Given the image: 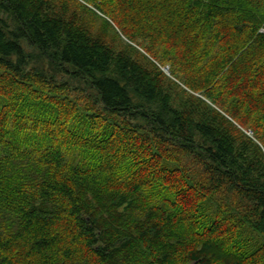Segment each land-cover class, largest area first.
Masks as SVG:
<instances>
[{"label": "trees", "instance_id": "16d2710c", "mask_svg": "<svg viewBox=\"0 0 264 264\" xmlns=\"http://www.w3.org/2000/svg\"><path fill=\"white\" fill-rule=\"evenodd\" d=\"M0 99V264H264V0H0Z\"/></svg>", "mask_w": 264, "mask_h": 264}, {"label": "rangeland", "instance_id": "374dc122", "mask_svg": "<svg viewBox=\"0 0 264 264\" xmlns=\"http://www.w3.org/2000/svg\"><path fill=\"white\" fill-rule=\"evenodd\" d=\"M102 17H104V16H102ZM105 18L108 19L107 17H105ZM106 21H109L110 22L109 23L110 28H107L106 27L105 33H103V39L106 42L112 43L113 44L112 46L115 47V48H118L120 46H124L125 44L130 43V42H128L127 38L124 37V35L121 34L120 30L117 28V26H115V24H113V22L111 20L108 19ZM111 26H112V28H111ZM103 27H104L103 20H94L92 22L91 26H90V32L93 35H99L102 32L101 29ZM34 65L39 68L41 65H43V60L42 59H37V58L36 59H33V61H32V67L31 66L28 67V69L32 73L34 72L33 71L34 70V68H33ZM157 67H159L160 70L164 73V75L167 76L169 79L173 80L179 86V88H181L183 91H185L187 93H190L193 96L202 99L199 94H195V93L187 90L181 83H179L177 80L173 79V77L171 76V73H169V69L166 66L158 65ZM38 68H36V69H38ZM56 69H59V68H55L54 70L56 71ZM43 70H45L49 75L52 73L51 72L52 70H50L48 68V65H46V62L44 63L43 66L40 67V70L37 73H40ZM37 73H35V74H37ZM57 75L58 76L55 79L57 82H55L54 85H52V83H51L48 86L40 85V87H39V86H37V83H38L37 82L35 85H33V86L30 87L31 89L29 88V92L32 91L33 96H31V98H29L28 100L31 101L32 103L37 104L38 107L40 108V110L37 111L36 118L44 119L49 114L48 113V111H49L48 108L51 107V106H49V102L47 100H44L45 98H42V96H44L46 94V91H48L47 94H49V91H51V90H58V88L60 86H65V87H63V88H65V91L63 92V94L61 95V97L62 96L69 97V98L70 97H74V98L77 97L76 94L78 92V90H77L78 85H76L75 82L77 84H79V83L77 81L74 82L73 80L69 79L67 77L68 75H65L63 73H58ZM37 77H38V75H36V76L32 75V79L33 80H38L39 81L40 79L37 78ZM36 95L39 97L40 101L39 100L38 101L37 100H34V98L36 97ZM3 104H4V100L2 101L0 99V107ZM207 105L210 106V104H207ZM211 107L215 109V107L213 105H211ZM37 109L38 108L35 109V111H34L33 114H35V112H36ZM13 119L14 120H17V118L15 116H13ZM31 126L32 125L29 124L28 125V128H31ZM244 133L248 137H252V134L250 132H246L245 131Z\"/></svg>", "mask_w": 264, "mask_h": 264}, {"label": "bare ground", "instance_id": "6f19581e", "mask_svg": "<svg viewBox=\"0 0 264 264\" xmlns=\"http://www.w3.org/2000/svg\"><path fill=\"white\" fill-rule=\"evenodd\" d=\"M254 83V82H253ZM249 85V84H248ZM252 87V86H251Z\"/></svg>", "mask_w": 264, "mask_h": 264}]
</instances>
